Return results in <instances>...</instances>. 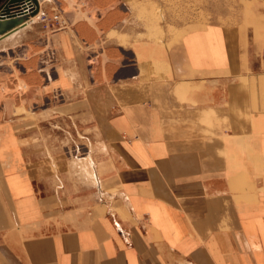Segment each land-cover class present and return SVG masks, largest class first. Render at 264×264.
<instances>
[{"label":"crops","instance_id":"0c3cea01","mask_svg":"<svg viewBox=\"0 0 264 264\" xmlns=\"http://www.w3.org/2000/svg\"><path fill=\"white\" fill-rule=\"evenodd\" d=\"M49 1L66 28L0 43V264H264V5L157 40L125 0ZM90 114L98 189L66 210L36 126Z\"/></svg>","mask_w":264,"mask_h":264},{"label":"rangeland","instance_id":"374dc122","mask_svg":"<svg viewBox=\"0 0 264 264\" xmlns=\"http://www.w3.org/2000/svg\"><path fill=\"white\" fill-rule=\"evenodd\" d=\"M125 2L130 7V19L123 26L127 27L135 38L157 40L172 39L192 27L235 24L247 18L261 4L264 5V0ZM60 6L64 7V4ZM58 11L61 10L49 1L43 6L42 14L52 18ZM48 23L51 25V20ZM46 24L38 20L33 28L47 32ZM101 120L104 121V116L100 114L99 117L90 114L81 120L54 117L50 124L43 122L36 126L42 130L36 140L37 155L43 161L39 164V174L49 176L54 189L62 195L66 210H85L95 199L98 186L94 168L99 160L96 159L97 153L103 151L101 143L104 125ZM47 127L50 131L46 130Z\"/></svg>","mask_w":264,"mask_h":264},{"label":"water","instance_id":"95a60500","mask_svg":"<svg viewBox=\"0 0 264 264\" xmlns=\"http://www.w3.org/2000/svg\"><path fill=\"white\" fill-rule=\"evenodd\" d=\"M32 1L35 4L33 15L39 14V3L38 0H8L7 4L3 7V11L0 14V35H5L12 30L14 27L21 24V18H17L16 13H12L17 10L19 17L23 15L27 9V4Z\"/></svg>","mask_w":264,"mask_h":264},{"label":"built area","instance_id":"2783aa9c","mask_svg":"<svg viewBox=\"0 0 264 264\" xmlns=\"http://www.w3.org/2000/svg\"><path fill=\"white\" fill-rule=\"evenodd\" d=\"M41 13V12H40ZM39 13V20L42 23H47L46 24V30L47 32L53 33L59 30H62L67 27L68 25V20L67 18L63 15L61 11L56 12L52 18L48 17L46 14H40ZM51 20V25L48 23ZM260 61H261V66L264 71V48L261 50L260 53Z\"/></svg>","mask_w":264,"mask_h":264},{"label":"bare ground","instance_id":"6f19581e","mask_svg":"<svg viewBox=\"0 0 264 264\" xmlns=\"http://www.w3.org/2000/svg\"><path fill=\"white\" fill-rule=\"evenodd\" d=\"M42 1H46V0H38L39 3V9L41 8L40 5L43 4ZM35 8V4L30 1V3L27 4V9L26 11H24L25 13L23 15H21V17H19V13L17 10H14L12 13H16L15 15L17 16V18H21L22 22L21 24L17 25L16 27H14V30H12L11 32L5 34V35H0V43L2 41H4L5 39L11 37L16 31L24 29V28H28L30 27L29 22H31V20H33V18L37 17L39 14L37 15H33V10ZM3 10L0 11V14ZM40 11V10H39ZM40 13V12H39ZM90 166L92 167V164L90 162Z\"/></svg>","mask_w":264,"mask_h":264},{"label":"flooded vegetation","instance_id":"af4514ba","mask_svg":"<svg viewBox=\"0 0 264 264\" xmlns=\"http://www.w3.org/2000/svg\"><path fill=\"white\" fill-rule=\"evenodd\" d=\"M8 0H0V11L3 10V7L7 4Z\"/></svg>","mask_w":264,"mask_h":264}]
</instances>
